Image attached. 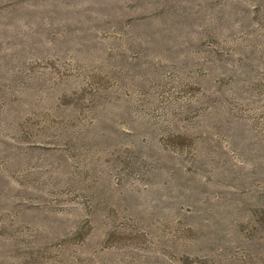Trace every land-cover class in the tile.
I'll list each match as a JSON object with an SVG mask.
<instances>
[{"label":"rangeland","instance_id":"rangeland-1","mask_svg":"<svg viewBox=\"0 0 264 264\" xmlns=\"http://www.w3.org/2000/svg\"><path fill=\"white\" fill-rule=\"evenodd\" d=\"M0 264H264V0H0Z\"/></svg>","mask_w":264,"mask_h":264}]
</instances>
